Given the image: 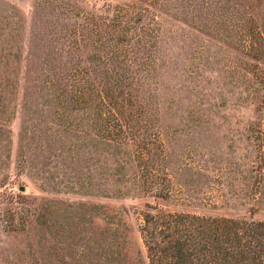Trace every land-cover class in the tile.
Here are the masks:
<instances>
[{"label":"rangeland","instance_id":"rangeland-1","mask_svg":"<svg viewBox=\"0 0 264 264\" xmlns=\"http://www.w3.org/2000/svg\"><path fill=\"white\" fill-rule=\"evenodd\" d=\"M42 1L0 0V264H149L148 204L264 220V0L149 5L155 68L140 100L162 196L144 187L131 139L115 150L56 103L50 66L70 58L54 35L82 17ZM65 1L108 13L133 0ZM92 46L79 55L96 86Z\"/></svg>","mask_w":264,"mask_h":264},{"label":"trees","instance_id":"trees-1","mask_svg":"<svg viewBox=\"0 0 264 264\" xmlns=\"http://www.w3.org/2000/svg\"><path fill=\"white\" fill-rule=\"evenodd\" d=\"M157 1L107 5L103 9L108 13H103L100 7L95 9V4H92L95 11L81 10L77 4L65 0H43L42 4L55 9V14L82 17L62 30L53 24L48 30L52 34L57 30L54 35L60 42L57 49L70 58L67 63L58 64L61 70L55 64L50 66L52 75L60 73L61 78L51 82L56 103L81 110L82 118L93 120L96 136L106 139L115 150L131 139L137 146L135 159L144 187L152 189V195L162 196L157 186L163 175L150 166L156 164V156L149 154L150 147L157 149L159 145L153 133L145 129L147 120L140 100V90L146 88V78L155 68L153 60H147V48L153 44L156 26L143 19L149 5ZM183 1L178 0V4L181 6ZM202 2L204 7L210 6ZM87 44L93 45L90 51L98 50L93 55L96 61L93 72L102 73L103 79L96 86L89 81L79 55ZM138 229L149 264H264V220L173 211L148 204L141 211ZM112 233L114 244H123L116 225ZM118 252L120 249L116 248Z\"/></svg>","mask_w":264,"mask_h":264}]
</instances>
